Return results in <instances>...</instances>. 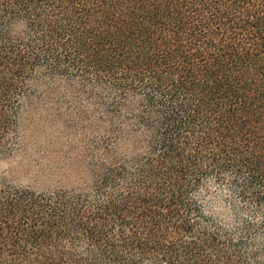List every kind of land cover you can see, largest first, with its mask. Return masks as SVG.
I'll use <instances>...</instances> for the list:
<instances>
[{"label": "trees", "instance_id": "1", "mask_svg": "<svg viewBox=\"0 0 264 264\" xmlns=\"http://www.w3.org/2000/svg\"><path fill=\"white\" fill-rule=\"evenodd\" d=\"M31 105L81 162L0 179V264H264V0H0V154Z\"/></svg>", "mask_w": 264, "mask_h": 264}, {"label": "rangeland", "instance_id": "2", "mask_svg": "<svg viewBox=\"0 0 264 264\" xmlns=\"http://www.w3.org/2000/svg\"><path fill=\"white\" fill-rule=\"evenodd\" d=\"M63 121L49 115L45 107H26L20 146L13 152L0 154V179L44 187L51 183V173H58L61 162H81L79 137L63 130Z\"/></svg>", "mask_w": 264, "mask_h": 264}]
</instances>
